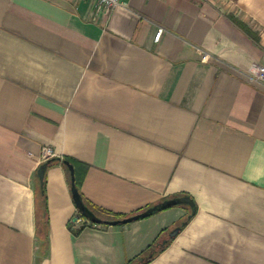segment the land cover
<instances>
[{
  "label": "crops",
  "instance_id": "0c3cea01",
  "mask_svg": "<svg viewBox=\"0 0 264 264\" xmlns=\"http://www.w3.org/2000/svg\"><path fill=\"white\" fill-rule=\"evenodd\" d=\"M122 2L0 0V264H128L184 220L144 264H264V82L244 75L264 65V0ZM42 146L76 160L99 209L187 194L195 211L74 225L55 162L43 244Z\"/></svg>",
  "mask_w": 264,
  "mask_h": 264
},
{
  "label": "trees",
  "instance_id": "16d2710c",
  "mask_svg": "<svg viewBox=\"0 0 264 264\" xmlns=\"http://www.w3.org/2000/svg\"><path fill=\"white\" fill-rule=\"evenodd\" d=\"M255 39H257V38L255 37ZM64 161L71 163L73 165V170H74V165L76 164V160L70 156H63L61 158L58 156H52L49 165L52 163H55V162H60V164L63 166V168L67 172L68 179L70 180L68 168H67L66 164L64 163ZM74 182H75V185L79 191L81 176L75 174V172H74ZM81 197H82V195H81ZM82 200L102 220L115 219V218L123 217V215L99 209L96 206L90 204L83 197H82ZM34 215H35V224H36L37 236L42 239L43 244H46V236H47L46 195H45L44 184H43V187L40 188L38 185V181H37V184H36L35 189H34ZM185 221L186 220L182 221L181 223L174 226L173 228L166 230V232L163 236L157 238V240H155V242L151 246H149L147 248V250L143 251L135 260L130 261L128 264H144L147 261H149L155 254H157L158 251H160L165 245H167L169 243L171 238L183 226ZM90 224H92V222ZM97 224L105 225V224H100V223H97ZM82 226H84V225H81L80 227H82Z\"/></svg>",
  "mask_w": 264,
  "mask_h": 264
},
{
  "label": "water",
  "instance_id": "95a60500",
  "mask_svg": "<svg viewBox=\"0 0 264 264\" xmlns=\"http://www.w3.org/2000/svg\"><path fill=\"white\" fill-rule=\"evenodd\" d=\"M50 161H51V157L42 161L36 168V175L38 178V185L40 188L43 187L45 170L47 166L49 165ZM64 163L66 164L68 168V172H69V177H70L69 186H70V193H71V198L73 200V203L75 207L77 208V210L79 211V213L83 215L89 222L100 223V224H105V225L124 224L130 221H134V220L146 217L148 215H151L152 213H155L166 207L174 206V205H181V204L188 206L190 208L191 213L195 211V204L192 198L188 196L187 194H181V195L165 198L134 214L123 216L121 218L102 220L93 212L91 208H89L83 202L81 194L79 193L75 185V182H74L73 165L67 161H64Z\"/></svg>",
  "mask_w": 264,
  "mask_h": 264
},
{
  "label": "built area",
  "instance_id": "2783aa9c",
  "mask_svg": "<svg viewBox=\"0 0 264 264\" xmlns=\"http://www.w3.org/2000/svg\"><path fill=\"white\" fill-rule=\"evenodd\" d=\"M97 4L100 8L104 9L106 12H109L113 10L115 7L121 5L123 2L122 0H96ZM161 33V29H159L155 35L154 38L158 39L159 35ZM209 54L207 52L201 53V59H207ZM245 78L249 82H264V65L253 63L251 64L246 71L244 72ZM54 156V152L51 147L49 146H42L40 151V161H44L47 158H50ZM74 225H82V224H90L83 215H81L79 212L74 214L69 220ZM94 224V223H92Z\"/></svg>",
  "mask_w": 264,
  "mask_h": 264
}]
</instances>
